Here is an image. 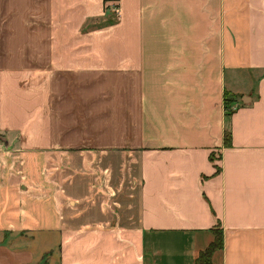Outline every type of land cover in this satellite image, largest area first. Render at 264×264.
Masks as SVG:
<instances>
[{"label": "crops", "instance_id": "0c3cea01", "mask_svg": "<svg viewBox=\"0 0 264 264\" xmlns=\"http://www.w3.org/2000/svg\"><path fill=\"white\" fill-rule=\"evenodd\" d=\"M0 141V264H264V0H0Z\"/></svg>", "mask_w": 264, "mask_h": 264}, {"label": "rangeland", "instance_id": "374dc122", "mask_svg": "<svg viewBox=\"0 0 264 264\" xmlns=\"http://www.w3.org/2000/svg\"><path fill=\"white\" fill-rule=\"evenodd\" d=\"M109 12L111 13L113 18L117 17L116 15L117 12L113 4L110 7ZM173 247L163 246L160 247L159 250L156 251L154 250L155 252H153V255L151 257H148L146 255L145 263L146 264H195L194 261L193 263H191V260L188 261L187 258L183 256L184 254H182L183 253L182 246H176L174 247V249ZM216 252L217 251H214L213 254ZM213 254L211 255V257L213 256ZM211 257L209 259V263L211 262ZM215 264H218V259H216Z\"/></svg>", "mask_w": 264, "mask_h": 264}, {"label": "trees", "instance_id": "16d2710c", "mask_svg": "<svg viewBox=\"0 0 264 264\" xmlns=\"http://www.w3.org/2000/svg\"><path fill=\"white\" fill-rule=\"evenodd\" d=\"M224 101H225V103L227 102L226 99ZM223 143L225 145H227L229 143V135L226 133L223 136ZM217 171H218V169L216 168V172ZM211 233L213 236L211 242L208 244V246L202 252H200L198 254L196 259L194 260L195 264H210L209 259H210L211 255L213 254V252L221 249V243H222L221 231L220 230H213V231H211Z\"/></svg>", "mask_w": 264, "mask_h": 264}, {"label": "built area", "instance_id": "2783aa9c", "mask_svg": "<svg viewBox=\"0 0 264 264\" xmlns=\"http://www.w3.org/2000/svg\"><path fill=\"white\" fill-rule=\"evenodd\" d=\"M2 148H3V146H2V143H1V141H0V151L2 150Z\"/></svg>", "mask_w": 264, "mask_h": 264}]
</instances>
